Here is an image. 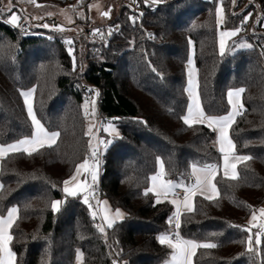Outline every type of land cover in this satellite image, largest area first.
Wrapping results in <instances>:
<instances>
[{
    "label": "trees",
    "instance_id": "16d2710c",
    "mask_svg": "<svg viewBox=\"0 0 264 264\" xmlns=\"http://www.w3.org/2000/svg\"><path fill=\"white\" fill-rule=\"evenodd\" d=\"M89 1L76 0L85 6ZM219 3L224 27L251 25L249 35L240 31L251 47L221 55ZM144 6L146 12L135 22L134 12L124 9L118 18L121 29L111 38L89 45L80 39L75 65L61 40L26 35V21L15 27L5 22L8 12L0 13V144L34 134L22 95L31 88L36 116L49 132L60 133L51 147L0 159V215L14 206L19 209L11 230L17 264H75L79 250L83 264H163L170 257L171 249L157 237L169 232L175 205L167 200L156 204L152 193L144 195L159 159L166 178L188 183L193 163L219 164L222 157L217 132L205 124L190 127L182 119L189 106L187 61L192 45L200 101L208 115H225L228 92L245 89L243 114L236 117L230 135L237 155L252 159L238 165L237 180L223 178L220 171L216 199L194 198L195 211L181 217V234L218 245L198 249L194 264H264V237L251 253L241 243L248 235L242 230L251 217L248 206L264 207V0H164L154 10ZM258 8L263 17L255 27L252 19ZM248 11L252 14L246 22ZM92 85L99 91L98 117H112L120 129L105 149L100 183L103 199L111 208L123 209L125 216L103 233L96 227L99 217L93 219L82 196L69 197L60 212L50 206L64 199L63 181L89 158L91 137L83 103ZM102 134L109 137L104 128Z\"/></svg>",
    "mask_w": 264,
    "mask_h": 264
},
{
    "label": "snow or ice",
    "instance_id": "6c2138e0",
    "mask_svg": "<svg viewBox=\"0 0 264 264\" xmlns=\"http://www.w3.org/2000/svg\"><path fill=\"white\" fill-rule=\"evenodd\" d=\"M30 3H35V0H28ZM145 3L159 4L164 0H144ZM234 2V0H233ZM39 6V5H37ZM11 0L7 8H0V13L5 11L11 12ZM103 16H108L109 12H102ZM143 15V13H141ZM217 22L219 24L224 23V10L221 6L217 9ZM21 17L17 14H11L10 18L5 21L15 27H20ZM133 22L136 17L131 18ZM43 27L47 28L45 24ZM58 30H63L58 29ZM241 31L240 28L232 31H223L220 33V52L223 55L225 51V38L233 37ZM100 30L96 29V33ZM26 34V33H25ZM111 34V30H109ZM70 44L71 41H68ZM241 47H251V45L242 44ZM69 53L73 51L69 48ZM73 64L75 65V57L73 56ZM189 71V86L188 93L191 97V104L188 106L187 114L182 117L185 124L190 127L197 124H205L208 128L218 133L217 143L219 145V151L222 153V165L218 164H204L199 166L196 163L191 165L192 176L194 177V183L191 185H185L183 181L176 182L166 179L167 173L165 171V164L162 159H159V172L150 177L151 187L145 189L144 195L152 193L155 196L156 204H160L167 200L169 203L175 205V212L168 219L169 225H172L174 231L161 233L157 239L161 245L167 246L171 249L170 258L165 261V264H194V257L197 254L198 249H213L218 245L211 241H196L192 239H186L181 236L179 229L181 228V217L185 212H194L195 204L194 198L197 195L203 196L208 200H214L219 195V189L216 184V177L220 173L221 168L223 170V178L237 180L239 179V172L237 170L238 165L250 161L251 156L237 155L236 144L230 135V129L236 122V117L243 114L244 105L241 101V95L245 92L244 88L233 89L228 92V101L231 105V111L223 116L208 115L201 105L200 96L198 92L199 83L196 77V69L193 66V61L188 62ZM35 93V89L22 92L25 103L27 105L28 115L31 118L32 125L34 126V134L31 137H25L13 144L0 145V159L7 156L9 153H15L24 151L28 155L39 151L45 146L51 147L56 143L59 137V132H49L41 123L33 110L32 97ZM95 95L99 96V91L95 90ZM92 112H89V101L86 100L83 105L85 115H95V100H91ZM95 125L89 124L87 135L92 139L89 141L90 149L89 158L85 159L76 168L74 174L67 180L63 181L62 192L65 194L63 200H54L51 202V208L55 212H60L63 204L67 202L69 197H83V203L88 205L89 209H93L91 215L93 219L99 217L100 224H97V229L103 233L105 228H111L118 220L124 218V213L120 209H116L114 212L108 205V202L101 201L97 198V185L100 176L101 161L98 156L100 145H103L107 149L111 141H105L97 139L93 133ZM104 131L115 133L118 132L111 122H108L104 127ZM93 141H95L93 143ZM85 176L84 179H81ZM90 177V180H89ZM3 184H0V190L3 189ZM184 189L183 199H169L170 196L176 195V189ZM95 200V204L92 201ZM251 218L248 220L246 226L233 225L234 227L241 228L247 232L248 235L244 241L246 245V251L251 253L257 249L254 247L259 246L264 237V207L257 209L251 208ZM19 218V209L12 207L7 210V215H0V264H17V253L13 251L12 242V228L16 224ZM253 229L256 231L253 233ZM77 259L80 264L84 262L83 252H78ZM47 264V262H46ZM113 264H116L114 261Z\"/></svg>",
    "mask_w": 264,
    "mask_h": 264
},
{
    "label": "rangeland",
    "instance_id": "374dc122",
    "mask_svg": "<svg viewBox=\"0 0 264 264\" xmlns=\"http://www.w3.org/2000/svg\"><path fill=\"white\" fill-rule=\"evenodd\" d=\"M119 1L120 0H91L85 6L83 4L79 5L78 2H76V0H73V1L69 0L68 3L65 5L54 4L48 0H41L42 3L37 2V1H35V3H30V2H28V0H11V5H12L11 12H8V11H5V12H8V16H7L8 19L10 18V15L13 13L19 15L21 17L20 22L26 21L27 25L30 27L32 25H34V26H40L46 30L52 29L55 31L65 32V31L74 29V27L76 25L75 23H76L77 18L89 19V20H85V21H91V22L104 20L105 18L102 15V12L108 11L109 9L110 10L114 9ZM9 3H10V0H0L1 8H7V6H9ZM73 3H75L74 7H73ZM37 5H39V6H37ZM113 6H114V8H113ZM221 6H222V4L219 3L218 9ZM244 9H245V7H242V8H240V11L242 12ZM251 14H252V11H248L244 15V20L246 22L251 19ZM262 17H263V15H262V13H260V9L258 8L255 11L254 18L252 19V21H253L252 25H254L256 27L257 24H259ZM45 24L48 25L47 28L43 27V25H45ZM223 24L218 23L219 50H220V33L223 31H232V30L238 28L237 26L224 27ZM61 28L63 30H58ZM249 30H250V32H252L251 25H249ZM263 30H264V19H263V25L260 28V31H263ZM40 32H49V31H40ZM242 44L252 45L251 41L246 39L244 36H241V33L239 31L236 36H233L230 38L229 37L225 38V51L224 52H227L229 54H233V53L237 52L238 50L245 48V47L240 46ZM189 60L193 61V66L196 69V77L195 78L198 80L197 67H196V62H195V51H194L193 45L191 47L190 56H189V59L187 61V75H188L187 89L189 86V71H188ZM31 89H33V88H31ZM234 89H238V88H234ZM29 90H26V91H29ZM187 93H188V90H187ZM188 96H189V93H188ZM93 99L95 100V115L94 116H92V115L86 116L85 115L86 116V130L87 131H88V127H89L90 123L95 125V127L93 128V131L97 130V127H98V115H97L98 96H96L94 94ZM32 101H34V95L32 97ZM88 101H89V112L91 113L92 112L91 100H88ZM241 101H242V95H241ZM85 102H86V100L84 101L83 105L85 104ZM191 102H192L191 97L189 96V105L191 104ZM33 110H34V107H33ZM230 111H231V105H230V109L228 112H230ZM37 119H38V117H37ZM111 123H112V125H114L117 132L120 133V129L117 126V124L115 122H111ZM106 126L107 125H104V127H106ZM107 133L109 134L110 140H112L117 135L115 133H110V132H107ZM0 145H3V144H0ZM221 161L223 162L222 157H221ZM221 171L223 173L222 168H221ZM158 172H159V161H158V170L156 171V173H158ZM84 178H85V176L81 177V179H84ZM100 179H101V174L99 176L98 183L100 182ZM89 180H90V177H89ZM82 199H83V197H82ZM56 200H62V199H56ZM92 203L95 204V200H93ZM119 209L121 211L123 210L121 208H119ZM91 211H93V209H91ZM79 252H82V250H79ZM75 264H80L77 257H76Z\"/></svg>",
    "mask_w": 264,
    "mask_h": 264
},
{
    "label": "built area",
    "instance_id": "2783aa9c",
    "mask_svg": "<svg viewBox=\"0 0 264 264\" xmlns=\"http://www.w3.org/2000/svg\"><path fill=\"white\" fill-rule=\"evenodd\" d=\"M69 1V0H68ZM73 1V0H70ZM73 3V7H74ZM146 5L149 10H154L156 7H158V4H150V3H145L144 0H120L116 7L112 9L110 14L102 21H96V22H91V21H85L77 18L76 20V25L74 29L68 30L65 32H40L38 30H31L27 24L22 28V31L26 33V35H32V34H39L49 40H54L58 39L61 40L63 48L66 50H69V48H72L73 51L70 53L71 56L77 58V44L80 39H84L86 42V45L91 44V42L94 41H99L100 38H106L109 39L111 38L117 31L121 29V24L118 22V18L120 17L122 11L124 9H130L132 12H134L135 17L137 19H142L141 13L146 12ZM238 28L241 29L242 33L250 34L249 26H245L241 23L237 25ZM96 29H99L100 32L96 33ZM109 30H111V34H109ZM68 41H71L69 44ZM253 42L256 43V38L253 39ZM96 86L92 85L91 89L88 90L85 94V99L86 100H92L94 97V92L96 90ZM108 122H113L112 117H103L99 116L98 117V136L97 139L100 140H105V141H110L108 136H105L102 134V130L104 128V125H107ZM92 139V138H91ZM105 148L103 145H100L98 156L101 161L100 165V174L102 175L105 172ZM97 187V198L98 199H103V189L102 185L99 182ZM184 196V189L182 188H177L176 189V195L175 196H170L171 199H182ZM174 231V228L172 225L169 226V232ZM180 234L181 230L179 229ZM182 236V234H181Z\"/></svg>",
    "mask_w": 264,
    "mask_h": 264
},
{
    "label": "crops",
    "instance_id": "0c3cea01",
    "mask_svg": "<svg viewBox=\"0 0 264 264\" xmlns=\"http://www.w3.org/2000/svg\"><path fill=\"white\" fill-rule=\"evenodd\" d=\"M113 8H114V6H113ZM112 10H108V12H109V14H110V12H111ZM107 16H104V18H106ZM187 113V112H186ZM213 116H217V115H213ZM223 116V115H222ZM106 132V131H105ZM93 133L95 134V136L97 137L98 136V130H94L93 131ZM107 133V132H106ZM120 133L118 132V135H119ZM118 135H116V136H118ZM115 136V137H116ZM217 139H218V133H217ZM17 142V141H16ZM16 142H13V143H16ZM95 141H93V143H94ZM13 143H11V144H13ZM217 145H218V143H217ZM218 148H219V145H218ZM222 164V161H220V163L218 164V165H221ZM73 175V174H72ZM71 177V176H70ZM166 178V177H165ZM166 179H169V178H166ZM169 180H172V179H169ZM173 181H175V180H173ZM177 182V181H176ZM194 183V177H193V179L190 181V182H188V183H184L185 185H191V184H193ZM0 184H1V182H0ZM149 187H151V183H150V186ZM183 199V198H182ZM181 199V200H182ZM100 200V199H99ZM101 201H105L104 199H101ZM109 205V204H108ZM12 208V207H11ZM111 208V207H110ZM112 209V211L114 212L116 209H113V208H111ZM119 209V208H118ZM122 212L124 213V216H125V211L124 210H122ZM100 223H101V220H100ZM99 223V224H100ZM170 258V257H169ZM168 258V259H169ZM167 259V260H168ZM163 264H165V262L163 263Z\"/></svg>",
    "mask_w": 264,
    "mask_h": 264
}]
</instances>
